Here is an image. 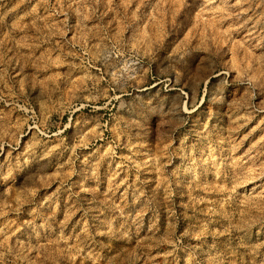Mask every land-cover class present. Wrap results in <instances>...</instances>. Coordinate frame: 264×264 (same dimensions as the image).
<instances>
[{"label": "rangeland", "instance_id": "obj_1", "mask_svg": "<svg viewBox=\"0 0 264 264\" xmlns=\"http://www.w3.org/2000/svg\"><path fill=\"white\" fill-rule=\"evenodd\" d=\"M0 264H264V0H0Z\"/></svg>", "mask_w": 264, "mask_h": 264}]
</instances>
